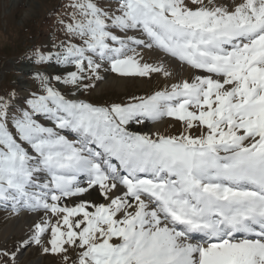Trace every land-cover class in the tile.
Returning a JSON list of instances; mask_svg holds the SVG:
<instances>
[{
  "label": "snow or ice",
  "instance_id": "6c2138e0",
  "mask_svg": "<svg viewBox=\"0 0 264 264\" xmlns=\"http://www.w3.org/2000/svg\"><path fill=\"white\" fill-rule=\"evenodd\" d=\"M0 92V264H264V0H56ZM156 82L94 100L98 84ZM30 264V262H29Z\"/></svg>",
  "mask_w": 264,
  "mask_h": 264
},
{
  "label": "rangeland",
  "instance_id": "374dc122",
  "mask_svg": "<svg viewBox=\"0 0 264 264\" xmlns=\"http://www.w3.org/2000/svg\"><path fill=\"white\" fill-rule=\"evenodd\" d=\"M54 3L56 0H0V92L19 86H32L31 77L25 74L31 68L20 57L26 48L46 41L51 21L45 16V12ZM113 80L114 83L97 90L92 99L140 95L156 86L155 81ZM6 215L7 213L0 211V229L9 221L5 219ZM34 259H40L41 264H49L47 257L39 256L34 250L26 251L23 258L25 264Z\"/></svg>",
  "mask_w": 264,
  "mask_h": 264
},
{
  "label": "bare ground",
  "instance_id": "6f19581e",
  "mask_svg": "<svg viewBox=\"0 0 264 264\" xmlns=\"http://www.w3.org/2000/svg\"><path fill=\"white\" fill-rule=\"evenodd\" d=\"M109 83H111V84L114 83V80L112 77H108V79L106 81L99 83L97 90L99 91L101 88H103L104 86H106ZM22 226H23L22 220L20 222H13L12 220H9L8 223L0 229V236H2L6 232H12V231H15L18 233ZM25 254H26V252L24 253V256H25ZM24 256H23V258H24ZM30 264H41V260L40 259H34V260L30 261Z\"/></svg>",
  "mask_w": 264,
  "mask_h": 264
}]
</instances>
